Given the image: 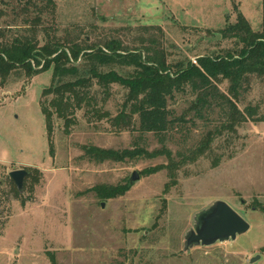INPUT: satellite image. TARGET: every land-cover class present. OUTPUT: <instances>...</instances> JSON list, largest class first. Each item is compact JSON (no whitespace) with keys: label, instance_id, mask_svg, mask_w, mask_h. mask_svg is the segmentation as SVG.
I'll use <instances>...</instances> for the list:
<instances>
[{"label":"rangeland","instance_id":"rangeland-1","mask_svg":"<svg viewBox=\"0 0 264 264\" xmlns=\"http://www.w3.org/2000/svg\"><path fill=\"white\" fill-rule=\"evenodd\" d=\"M6 1L8 14L0 23L13 21L12 8L21 9L19 0ZM54 1L42 3L43 25L59 34L74 36L83 28L92 42L119 36L131 47L160 27L169 61L195 62L199 55L233 49L235 40L225 38L223 30L239 13L254 30L262 29L264 18L263 0ZM30 9L23 16L32 21L38 11ZM51 78L49 69L30 78L14 73L0 82V264H52V255L57 264H264V76L252 77L238 101L242 110L259 106L263 120L244 122L237 133L217 139L206 155L180 166L176 181L166 168L145 172L168 164L165 154L120 162L87 155L84 148L91 145L161 149L153 133L138 130L137 119L117 126L80 113L70 134L55 119L50 143L41 101ZM113 86L105 109L116 116L127 90ZM228 86L227 81L220 85L226 93ZM195 97L191 91L179 96L176 115ZM221 115L217 108L206 115L209 120L188 122L184 135L176 133L166 143L173 156L178 160V152L196 144ZM17 169L30 172L19 194L9 176ZM134 171L140 179L131 186ZM123 187L124 193L105 196ZM216 200L232 206L249 230L235 240L186 251L184 238L195 214Z\"/></svg>","mask_w":264,"mask_h":264},{"label":"trees","instance_id":"trees-1","mask_svg":"<svg viewBox=\"0 0 264 264\" xmlns=\"http://www.w3.org/2000/svg\"><path fill=\"white\" fill-rule=\"evenodd\" d=\"M43 1L19 0L20 11L12 8L13 21L0 23V82L5 83L14 73L24 72L30 78L52 70L51 84L44 89L41 101L50 143L55 119L62 121L65 134L71 133L80 113L89 115L90 119H109L117 126L131 125L137 119L138 130L143 134L153 133L163 145L161 149L115 150L91 145L84 148L87 155L97 162H120L126 158L165 154L168 164L145 172L155 173L166 168L170 179L176 181L180 166L206 155L217 139L237 133L244 122L263 120L259 106L247 105L242 110L238 101L252 77L264 76V18L262 29L254 30L239 13L238 21L223 30L225 38L235 40L233 49L199 55L195 62L190 58L169 61L163 44L164 31L160 27L148 38L140 36L138 44L131 47L119 36L92 42L83 28L77 33L73 31V36L70 32L61 35L57 29L44 26ZM55 4L54 0L47 2L48 6ZM3 5L0 19L8 14L9 3L3 0ZM30 6L38 11L32 21L29 16H23L31 12ZM224 81L229 83L227 93L220 87ZM114 84L127 90L116 116L105 109ZM189 91L196 97L177 116V99ZM217 108L222 109L219 123L211 124L187 151L178 152L177 160L167 141L174 139L176 133L184 135L188 122L209 120L206 115ZM14 189L19 194L15 183ZM125 191V187L121 191L111 188L105 196ZM51 257L52 264H57L54 255Z\"/></svg>","mask_w":264,"mask_h":264},{"label":"water","instance_id":"water-1","mask_svg":"<svg viewBox=\"0 0 264 264\" xmlns=\"http://www.w3.org/2000/svg\"><path fill=\"white\" fill-rule=\"evenodd\" d=\"M29 174L27 169H17L9 173L20 192H23L25 178ZM139 179L140 174L134 171L130 185L132 186ZM249 228L250 224L232 206L223 200H216L209 207L195 214L194 226L184 238V249L187 251L196 246H210L217 242L235 240ZM255 259L253 258L252 261Z\"/></svg>","mask_w":264,"mask_h":264}]
</instances>
